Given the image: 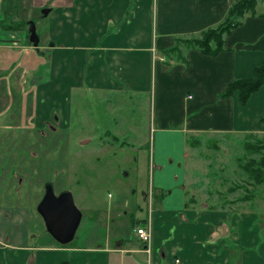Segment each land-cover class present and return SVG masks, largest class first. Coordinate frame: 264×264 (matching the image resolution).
I'll return each mask as SVG.
<instances>
[{
    "label": "crops",
    "instance_id": "1",
    "mask_svg": "<svg viewBox=\"0 0 264 264\" xmlns=\"http://www.w3.org/2000/svg\"><path fill=\"white\" fill-rule=\"evenodd\" d=\"M15 1L28 14L26 23L38 10L48 9L42 15L48 43L43 54L51 63V94L53 85L59 94L63 88L83 86L85 100H90L91 91L99 100L101 92L151 90L152 166L141 193L147 216L143 225L135 226L147 227L150 239L146 255L132 227L127 241L113 236L110 246L84 249L80 257L67 260L66 245L73 238L66 244L53 239L35 205L0 202V264H264V224L258 220L264 217V201L258 195L248 197L243 177L232 178L239 176L233 160L244 152L231 155L232 165L210 169L205 174L210 184L198 180L193 186L190 162L195 156L187 151L195 155L201 143L224 136L241 142L250 135L264 136V81L244 102L236 92L220 97L229 83L250 79L263 62L264 11L243 14L222 37V49L204 55L185 41L223 22L236 0ZM10 5L15 7L12 0H1L0 15H6ZM22 27H8L3 35H14L8 30ZM26 36L21 47L37 51L42 40L32 48ZM36 94L39 103L40 95L48 93ZM93 104L83 105L85 123ZM216 180L229 186L220 191ZM192 186L206 197L190 194ZM42 232L49 238L47 244Z\"/></svg>",
    "mask_w": 264,
    "mask_h": 264
},
{
    "label": "rangeland",
    "instance_id": "2",
    "mask_svg": "<svg viewBox=\"0 0 264 264\" xmlns=\"http://www.w3.org/2000/svg\"><path fill=\"white\" fill-rule=\"evenodd\" d=\"M12 2L15 7L10 5L7 14L0 15V198H3L0 202L5 205L20 202L36 209L48 188L55 197L68 192L81 219L72 241L66 245L67 260L80 257L84 249L110 246L113 236L127 241L132 227L143 225L141 220L147 216V202L143 201L141 193L149 184L152 166V92L150 89L140 93L101 92L98 100L91 91L90 100H85L83 86H79V90L63 88V93L59 94L53 85L51 94L48 82L51 63L43 54L48 51L43 9L29 19L42 40L38 50L23 49L21 46L25 44L19 42L24 41L27 34L24 20L28 14L19 10V4L15 3L18 1ZM263 5L264 1L254 0L250 12L259 14L264 11ZM21 24L19 31L8 30L14 34H9L12 39L6 37L8 33L3 35L8 27ZM23 56L21 63L19 58L22 60ZM40 89L48 94L40 95L38 103L36 93L40 94ZM85 101L94 103L87 112L86 123L83 122ZM113 134L118 138H113ZM255 138L250 135L244 142L239 137L231 141L225 136L216 141L201 143V140L199 148L195 147V155L187 150L191 158L195 156L190 162L194 173L190 183L199 180L210 184L205 174L210 169L218 171L228 163L232 165L231 155L242 153L244 143H249L251 148L264 146L259 141L264 140L263 136L257 138L259 140ZM257 155L264 156V151L246 156L257 159ZM236 177L238 173L232 175L234 181ZM216 183L220 191L229 186L218 180ZM193 186L190 194L204 199L206 194ZM249 191L264 201V186H249ZM117 213L119 218H116ZM37 219L40 222L38 216ZM258 220L264 224V217ZM48 240L47 234L42 232V241L47 244Z\"/></svg>",
    "mask_w": 264,
    "mask_h": 264
},
{
    "label": "trees",
    "instance_id": "3",
    "mask_svg": "<svg viewBox=\"0 0 264 264\" xmlns=\"http://www.w3.org/2000/svg\"><path fill=\"white\" fill-rule=\"evenodd\" d=\"M254 0H236L227 12L225 20L214 29H207L202 31L198 39H193L190 44L198 49L204 55H213L222 49V37L230 28L238 24V19L243 14L253 8ZM264 81V60L253 70L252 77L246 80H235L227 85L220 97H227L236 92L241 100L244 102L251 94L256 92ZM264 137V136H263ZM256 140H259L255 138ZM254 139V140H255ZM264 144V140H259ZM242 153L244 155L235 159L239 171V177L244 178L245 184L251 187L264 186V156L257 155L258 158L248 157L252 154H261L264 151V146L255 145L250 147L249 143H244ZM247 155V156H246ZM247 192L250 196L253 193ZM245 199V195L242 196Z\"/></svg>",
    "mask_w": 264,
    "mask_h": 264
},
{
    "label": "water",
    "instance_id": "4",
    "mask_svg": "<svg viewBox=\"0 0 264 264\" xmlns=\"http://www.w3.org/2000/svg\"><path fill=\"white\" fill-rule=\"evenodd\" d=\"M47 12L48 9L41 11L42 15L47 14ZM26 24V42L32 48H36L38 37L35 33L34 23L28 21ZM37 210L43 217L47 231L59 244H66L73 238L79 223L80 213L74 207L69 193H61L55 197L48 188L37 206Z\"/></svg>",
    "mask_w": 264,
    "mask_h": 264
},
{
    "label": "built area",
    "instance_id": "5",
    "mask_svg": "<svg viewBox=\"0 0 264 264\" xmlns=\"http://www.w3.org/2000/svg\"><path fill=\"white\" fill-rule=\"evenodd\" d=\"M134 229H135L134 230L135 236L145 245L142 252L148 255L149 254L148 243L150 239L149 229L147 227H135Z\"/></svg>",
    "mask_w": 264,
    "mask_h": 264
}]
</instances>
